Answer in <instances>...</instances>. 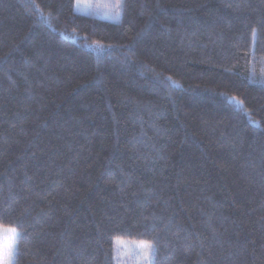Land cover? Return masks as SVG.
<instances>
[{
    "label": "trees",
    "instance_id": "trees-1",
    "mask_svg": "<svg viewBox=\"0 0 264 264\" xmlns=\"http://www.w3.org/2000/svg\"><path fill=\"white\" fill-rule=\"evenodd\" d=\"M96 1L122 5L118 21L0 0L12 264H117V240L154 245L151 264H264V85L240 74L264 0ZM245 61L256 71L262 53ZM126 99L160 113L157 175L127 162Z\"/></svg>",
    "mask_w": 264,
    "mask_h": 264
},
{
    "label": "rangeland",
    "instance_id": "rangeland-1",
    "mask_svg": "<svg viewBox=\"0 0 264 264\" xmlns=\"http://www.w3.org/2000/svg\"><path fill=\"white\" fill-rule=\"evenodd\" d=\"M99 2L100 0H97L96 4ZM110 8L111 10L103 15L96 6L92 5V0H75L74 5L76 12L91 13L93 16L109 21H118L117 7L113 5ZM255 30L253 28L251 33L248 53L242 52L243 62L240 65V74L245 80L264 85V35H258ZM258 46L262 47L261 51ZM255 52L262 53V61L260 67L252 71L245 60L246 54ZM164 142L165 128L160 113L126 99L122 118V145L132 149L129 154L131 157L127 158V162L138 175H141V172L157 175L164 156L162 147ZM14 247L13 229L0 226V264H4L6 260L12 264ZM115 248L117 264H151L152 250L144 242L117 240Z\"/></svg>",
    "mask_w": 264,
    "mask_h": 264
},
{
    "label": "snow or ice",
    "instance_id": "snow-or-ice-1",
    "mask_svg": "<svg viewBox=\"0 0 264 264\" xmlns=\"http://www.w3.org/2000/svg\"><path fill=\"white\" fill-rule=\"evenodd\" d=\"M33 2H34V0H33ZM121 6H122V5H120V4L117 5V15H119V8H120ZM167 79H168V80H171V77H168ZM173 83H175V82H173ZM233 99H235V97H233ZM13 232H14V239H15V238L19 235V233H16L14 229H13ZM148 247H149V248H153L154 245L149 244ZM9 256H10V257L12 256V252H11V251L9 252ZM4 264H9V262L6 260V261H4Z\"/></svg>",
    "mask_w": 264,
    "mask_h": 264
}]
</instances>
